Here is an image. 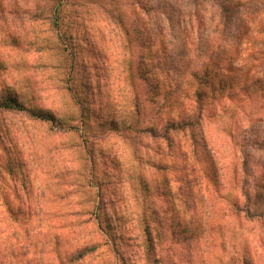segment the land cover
I'll use <instances>...</instances> for the list:
<instances>
[{"label":"rangeland","instance_id":"1","mask_svg":"<svg viewBox=\"0 0 264 264\" xmlns=\"http://www.w3.org/2000/svg\"><path fill=\"white\" fill-rule=\"evenodd\" d=\"M57 5L58 32L32 17ZM263 25L264 0H0V91L63 122L0 117V241L15 264H264V92L205 101L195 158L186 133L160 136L187 113L174 98L192 70L253 68L241 38Z\"/></svg>","mask_w":264,"mask_h":264},{"label":"trees","instance_id":"2","mask_svg":"<svg viewBox=\"0 0 264 264\" xmlns=\"http://www.w3.org/2000/svg\"><path fill=\"white\" fill-rule=\"evenodd\" d=\"M50 11H47V16H44L43 12L34 13L32 17L36 19H45L49 20V25L52 27L54 32H58L60 30V24L58 22V5L49 8ZM242 41H245V50H252L256 49V53L248 52L247 60L250 64L253 65V68L249 69H235L234 67L229 66V64L223 63L221 66H217L213 64L211 61L202 64L199 69L192 70L188 75L190 76V83L187 85L188 89H191L192 92L186 90L183 96L180 98L176 96L174 98L177 106H180L183 101H186L188 109L187 113L184 115L179 116L177 119H166L164 123L160 136L165 142L169 145L173 142L172 136L177 133H186L189 139V148L191 150V157L199 156V146L198 142H201L200 132L198 131V127L200 126V120L202 118L203 113V103L207 100L217 101L220 97L226 96L230 100L237 99L241 100H248L254 101L257 97L262 96V92H264V25L257 26L253 30H251L248 34H243ZM153 50V47H152ZM65 51V50H62ZM153 53V52H152ZM143 64V62H141ZM259 69V76H256L255 79L250 78L251 71ZM141 71V69H139ZM144 73V74H143ZM139 78L147 81L152 88V92L154 96L159 95V81L157 76H153V71L149 70V76H146L147 73L143 71ZM238 76L237 79L235 76ZM151 76V77H150ZM254 77V76H253ZM149 79V80H148ZM241 83L239 85L238 83ZM238 87L237 89H235ZM190 90V91H191ZM168 96L170 97V93L168 92ZM136 99V98H135ZM179 99L182 101L179 102ZM85 103V98L83 99ZM82 105V104H80ZM9 115H25L26 118L30 121L41 122V123H49L52 126H62V121L57 119L51 112L47 110H41L37 107H33L27 104V101L21 98L18 94L11 92L7 89L0 91V117L1 116H9ZM88 118V116H86ZM112 129L118 127L117 124L114 122L110 123ZM52 130V129H50ZM156 129L151 128L149 130V134L151 137H155ZM1 145V140H0ZM90 176L93 177L92 170L94 168L90 166ZM11 172V170H10ZM1 176V173H0ZM4 192L2 187H0V200ZM3 205V204H2ZM6 205V203L4 204ZM102 203H100V206ZM100 206L97 205L96 209L94 210L95 218L97 219L96 228H99L101 232L105 235L109 236L110 240H115L114 236L110 234L111 225L106 223V219H102V213H100L101 209ZM232 209L235 207L234 204H231ZM236 209V208H235ZM3 211L1 210V213ZM6 213H12L10 208H6ZM26 217L31 215V210L26 208L25 214ZM28 218V217H27ZM0 220V233L2 232L1 226L5 224L1 223ZM105 226H102V225ZM142 232L145 235V245L146 242L150 243V231L149 225L146 223L142 228ZM112 237V238H111ZM108 244V243H107ZM112 249H115L116 243L113 242ZM94 247H84L81 249H75L71 255L77 256V258L82 259L84 258L87 253L92 251ZM17 249L14 246H6L3 242L0 241V264H15L18 255L16 254ZM153 251V246L151 244L147 245L145 248V255L151 256ZM70 254H66L65 257L69 256ZM24 256V255H21ZM25 257V256H24ZM64 257V258H65ZM67 261V258L63 259ZM26 264H31L30 261L25 260ZM68 263L71 262L67 261ZM146 264H149L148 259L145 260ZM247 260L244 261V264H247Z\"/></svg>","mask_w":264,"mask_h":264}]
</instances>
